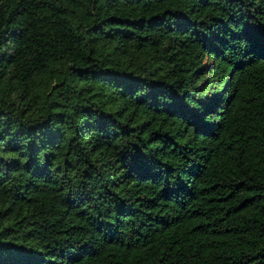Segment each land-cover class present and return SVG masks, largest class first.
Returning a JSON list of instances; mask_svg holds the SVG:
<instances>
[{
    "label": "trees",
    "instance_id": "obj_1",
    "mask_svg": "<svg viewBox=\"0 0 264 264\" xmlns=\"http://www.w3.org/2000/svg\"><path fill=\"white\" fill-rule=\"evenodd\" d=\"M0 264H264V0H0Z\"/></svg>",
    "mask_w": 264,
    "mask_h": 264
}]
</instances>
